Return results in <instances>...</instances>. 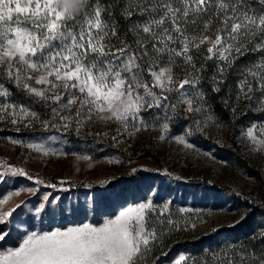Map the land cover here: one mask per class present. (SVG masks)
Listing matches in <instances>:
<instances>
[{
  "label": "rangeland",
  "instance_id": "obj_1",
  "mask_svg": "<svg viewBox=\"0 0 264 264\" xmlns=\"http://www.w3.org/2000/svg\"><path fill=\"white\" fill-rule=\"evenodd\" d=\"M75 1L0 0V264H146L157 237L253 218L263 236L264 124L195 115L167 69L87 67Z\"/></svg>",
  "mask_w": 264,
  "mask_h": 264
},
{
  "label": "trees",
  "instance_id": "obj_2",
  "mask_svg": "<svg viewBox=\"0 0 264 264\" xmlns=\"http://www.w3.org/2000/svg\"><path fill=\"white\" fill-rule=\"evenodd\" d=\"M66 24L84 41L87 67L124 71L131 59L149 84L167 69L192 94L195 115L226 124L236 136L264 124V0H76ZM257 224L249 219L203 238L157 237L151 247L160 241L163 249L148 248L144 260L169 264L185 254L181 264H264Z\"/></svg>",
  "mask_w": 264,
  "mask_h": 264
}]
</instances>
